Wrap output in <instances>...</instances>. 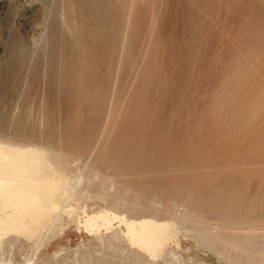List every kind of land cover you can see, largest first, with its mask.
Returning a JSON list of instances; mask_svg holds the SVG:
<instances>
[{
	"label": "rangeland",
	"instance_id": "obj_1",
	"mask_svg": "<svg viewBox=\"0 0 264 264\" xmlns=\"http://www.w3.org/2000/svg\"><path fill=\"white\" fill-rule=\"evenodd\" d=\"M34 123L73 161L93 150L82 211L137 214L155 198L190 217L154 253L116 222L99 241L71 221L34 264H264V0H0V124Z\"/></svg>",
	"mask_w": 264,
	"mask_h": 264
},
{
	"label": "bare ground",
	"instance_id": "obj_2",
	"mask_svg": "<svg viewBox=\"0 0 264 264\" xmlns=\"http://www.w3.org/2000/svg\"><path fill=\"white\" fill-rule=\"evenodd\" d=\"M33 25H35V24H33ZM43 32H45V31H43ZM38 42H36V44ZM20 61L23 62V59L22 60L18 59L17 61L12 62L9 65V68L12 69V67H14L16 64L17 65L20 64L21 63ZM114 107H116V106H114ZM110 115H111V113H110ZM54 141L55 140L53 138H51V136L45 134L43 130L38 129L37 123L32 124L30 126V128H27V129H23V127H21V126L20 127H13L12 125H10V126L6 127L4 124H0V264H18V261L20 258L17 259L18 260L17 262L14 261L15 259H13L12 255L7 258L5 248L7 246H13L15 244L19 245V247L22 248V246H24L27 243L30 245V249L33 250V253L31 252L32 256H30L28 253H25L26 251L23 253L24 264H34V256L39 252L45 238L47 239V237L50 236L51 234H53L54 232H58L59 230H62L63 227L65 225L67 226L69 224V222H71V221L72 222L75 221V222H78L80 224L78 227L76 226L78 231H82V229H84L92 237H94V239L97 238L99 240L100 238H102L103 241L105 238L102 237L103 236V231H101L102 229L107 230L110 228V230H111V228H112V230H115V228H118L116 226L113 229V227L116 223H118V226H120V228H121V225H125L126 229L118 228L120 230V231L119 230L118 231H119V233L120 232L123 233L122 236L123 235H126V237L128 236L127 237L129 240L128 242L137 246L138 248H144V250L146 249L148 252L154 253L157 251L158 244L160 245V243L162 244V242H165V241H163V236H165L164 234L166 233L167 230H169L171 223L174 222L173 220L175 219V216L177 217L176 219L182 220V223H183V219H181V218H184V220H185L188 217V216L186 217L187 214H183L185 212H183V213L181 212L182 211L181 205L183 206V204L175 202V201H172L170 203L174 207L175 213L172 214L173 215L172 217L171 216L170 217L165 216V213L170 211V206L165 205L163 207L159 203V201L155 200V198L151 204L152 206L151 205H142L140 213H137V214H130V211H127V210H124V211L122 210V212H120V211H118V209H116L117 211H113L115 209L114 207H113L114 209L109 207L106 210H99V211H94V209H93V212H91L92 209L90 210L88 208H87V210H90V212H86L87 210L82 211L84 207L82 209H80L79 205L83 204L84 200L91 198L90 196L92 193L91 194L89 193L90 196L89 195H88V197L86 196L87 199H84V200L80 199L78 196L82 197V194L85 193L86 190H84L85 192L80 191L79 189L82 187H80L79 185L82 182H84L86 179L87 174H85L86 173L85 170L87 169V167H85V166L89 162L88 160L90 159V157L92 158L91 154H92L93 150L90 153V157H87V158L80 157V158H78V160L73 161L69 158L70 156L67 157V155L62 154L63 151H62V153H60L59 152L60 150L58 151L57 148H52L51 145H48V143H51V142L54 143ZM57 145H59V143ZM96 150H97V148H96ZM86 152H88V151H86ZM86 155H88V154H86ZM78 157H79V155H78ZM84 168H85V170H84ZM91 169H92V172H90ZM91 169L87 170L91 173V175L89 174L90 178L94 177V179H96L95 175L92 174L93 172L95 173V170H93L92 167H91ZM71 170L73 171L72 175L70 173ZM98 174H96V175L98 176ZM99 178H98V180H99ZM104 178H105V176H104ZM108 178H109V176H108ZM100 182L101 181L99 180V183ZM105 183H106V185H105ZM105 183H104V185L106 186V188L101 187L98 190L99 193L107 195L109 192L115 190L114 187H113L114 189L111 188L112 182H111V184H108L111 187L107 186L108 182H105ZM114 183H116V182L114 181ZM112 185L114 186V184H112ZM78 186H79V188L77 190ZM83 187H85V186H83ZM116 191H113V192L118 193ZM76 192H79V195L77 194V196L76 195L75 196L78 197L79 201L82 200L79 203L77 201L78 199H76L78 204L72 203V199H73L72 197L74 196V193H76ZM80 192H82L81 195H80ZM87 193H88V190H87ZM109 194H111V193H109ZM156 195L157 194H155V196ZM83 196H85V195H83ZM122 196H123V194H122ZM83 198H85V197H83ZM133 199L134 198H132V200ZM84 202H85L84 204H87V201H84ZM119 202H120V199H119L118 203ZM160 202H161V200H160ZM125 203H127V202H125ZM136 205L134 207H136ZM159 205H160V208L163 207V211H161V212H163V215H158L160 210L162 209V208L158 209ZM152 210H153V212H152ZM181 213H182V215H185L186 218L182 217ZM195 214L197 215V212ZM195 214L192 213V215H195ZM169 215H170V213H169ZM190 216H191V214H190ZM188 218H190V217H188ZM176 219H175V221H176ZM176 223H177V221H176ZM176 223H174V224L178 226V223L177 224ZM181 228H183L182 225H181ZM64 229H65V227H64ZM177 229H179V228H177ZM183 229L186 230V228H183ZM192 229H190V230H192ZM215 229H217V228H215ZM172 230H169V231H171V232L177 231L175 229H174V231H172ZM180 230H178V231H180ZM187 230H186V232H187ZM116 231L117 230H115V232ZM109 232H110V234H112L113 231H109ZM109 232H108V234H109ZM115 232H113V233H115ZM115 235H117V234H115ZM115 235H114V237H116ZM172 235L174 236V234H171L170 238L173 237ZM178 235H179V233H178ZM202 236H201V238H202ZM117 237H120V236L117 235ZM184 237H186V236H184ZM113 238H112V240H113V242H115L114 241L115 239H113ZM121 238H123V237H121ZM199 238H200V236H199ZM107 240H105V241H107ZM118 240L120 241V238ZM118 240H116L115 243H117ZM121 241H120V243L118 242L119 245L121 244L120 246H122V247L124 245V248H126L127 245L125 246V244H124V243H126V241L124 240L125 242L123 241L122 243H121ZM202 241H203V239H202ZM99 243L104 244L105 242H103V243L99 242ZM176 243L178 244L179 242H176ZM81 244H83V243H81ZM106 245H107V243H106ZM128 245H130V244H128ZM210 245H209V248H210ZM77 246H79V245H77ZM81 247H83V245ZM122 247H120V248L123 249ZM137 247H136V249H137ZM161 247L162 246H160V248ZM238 247H239V245H238ZM127 248H129V246ZM212 248H213V246L211 247V249ZM78 249H79V247H78ZM95 249H96V247H95ZM167 249H168V247H167ZM211 249H210V251H211ZM83 250H85V249H83ZM127 250H129V249H127ZM131 250H133V249H131ZM171 250H173V247L171 248ZM171 250H170V252H168L169 253L168 255L170 257L172 255L173 259L175 258V261L177 262L178 255L175 252H172ZM123 251H125V250H123ZM55 252H56L55 254H58L57 250ZM133 253L136 254L135 251L132 252V254ZM231 253H233V252H231ZM143 254H144V252H142V255ZM147 254H149V253H147ZM147 254H145V257H147ZM137 255H138V253H137ZM139 256L143 257L144 255L143 256L138 255V257ZM55 257H54V259H55ZM170 257H168V258L170 259ZM147 258H150L149 255ZM138 259L140 260L141 258H138ZM145 260H147V259H145ZM151 260L152 259H150V261ZM160 260H162V259H160ZM166 260H167V258H166ZM142 261H144V260H142ZM165 261H163V263H165ZM157 262H155L153 264H156ZM173 262H174V260L172 261V263ZM65 264H66V262H65ZM149 264H152V263L150 262ZM174 264H177V263H174ZM179 264H180V262H179Z\"/></svg>",
	"mask_w": 264,
	"mask_h": 264
}]
</instances>
